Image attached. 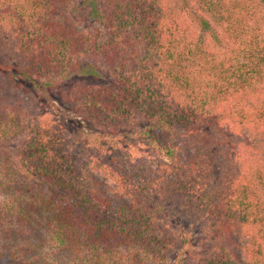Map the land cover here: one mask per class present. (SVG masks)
Instances as JSON below:
<instances>
[{"label":"trees","instance_id":"1","mask_svg":"<svg viewBox=\"0 0 264 264\" xmlns=\"http://www.w3.org/2000/svg\"><path fill=\"white\" fill-rule=\"evenodd\" d=\"M175 2L0 0V264H264V0Z\"/></svg>","mask_w":264,"mask_h":264},{"label":"rangeland","instance_id":"2","mask_svg":"<svg viewBox=\"0 0 264 264\" xmlns=\"http://www.w3.org/2000/svg\"><path fill=\"white\" fill-rule=\"evenodd\" d=\"M170 5L174 6L176 5L175 0H166ZM73 86L72 82H67L63 83L61 86L58 87V90L55 94L54 100H53V106H49L46 104H43L42 102L32 101L29 95H28V102L30 103V107L33 112H41L43 114H46L49 116V118H52L53 120L57 121L59 124L63 126L66 132V137L68 140V147H73V152L78 155V157H87L90 155L93 156H99L97 151L91 147L90 145L86 144V142L78 139L77 135L75 132L70 127V124L68 123L67 117L68 116H74V114L70 111V109L62 104V96L66 95L67 92L71 89ZM25 96V95H24ZM27 98V97H26ZM86 126V124H84ZM204 136L206 137L207 132L204 131ZM211 134H214L212 131ZM112 138H116L115 136ZM107 147H111L107 142ZM194 152V151H192ZM115 154V152H114ZM111 155L107 154V157L109 158ZM189 157V156H188ZM190 158V157H189ZM168 209H170L172 213V230L171 233H175L177 237L181 238V231H186L191 224L190 222L187 221V219L182 218L180 216V210L178 208V203L176 200H172L169 202V205L167 206ZM195 228V229H194ZM194 233L190 237L191 241V249L193 251H197V241H198V235H197V226H195ZM181 240L178 243V247L175 249L177 251L181 246ZM177 254V252L174 253V256Z\"/></svg>","mask_w":264,"mask_h":264}]
</instances>
